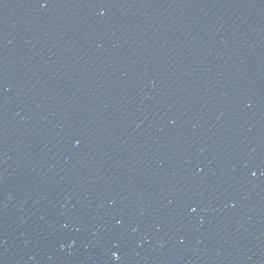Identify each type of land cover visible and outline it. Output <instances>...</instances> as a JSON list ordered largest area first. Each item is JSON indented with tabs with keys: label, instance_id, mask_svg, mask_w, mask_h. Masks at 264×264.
<instances>
[{
	"label": "water",
	"instance_id": "95a60500",
	"mask_svg": "<svg viewBox=\"0 0 264 264\" xmlns=\"http://www.w3.org/2000/svg\"><path fill=\"white\" fill-rule=\"evenodd\" d=\"M0 264H264V0H0Z\"/></svg>",
	"mask_w": 264,
	"mask_h": 264
}]
</instances>
